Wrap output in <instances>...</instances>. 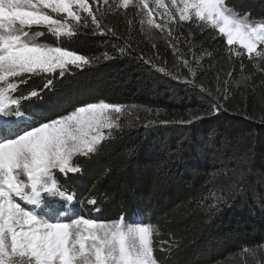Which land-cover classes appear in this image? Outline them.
Segmentation results:
<instances>
[{
    "label": "trees",
    "instance_id": "trees-1",
    "mask_svg": "<svg viewBox=\"0 0 264 264\" xmlns=\"http://www.w3.org/2000/svg\"><path fill=\"white\" fill-rule=\"evenodd\" d=\"M229 2L264 17V0ZM103 24L117 36L89 26L61 42L92 58L91 66L69 68L63 78L29 77L17 93L40 89L52 78L41 106L56 100L62 115L99 99L137 106L128 108L139 111V124L76 162L82 174L64 185H73L77 199L94 197L103 215L148 211L172 244L177 264H264V75L253 67L255 60L246 54L229 59L224 37L195 22L167 26L177 37L175 53L167 30L164 37L148 36L131 9L112 7ZM181 57L191 62L194 76ZM188 84L199 90L189 92ZM37 101L28 103L39 106ZM215 184L223 193L219 205ZM244 245H257L254 254L241 251Z\"/></svg>",
    "mask_w": 264,
    "mask_h": 264
},
{
    "label": "snow or ice",
    "instance_id": "snow-or-ice-1",
    "mask_svg": "<svg viewBox=\"0 0 264 264\" xmlns=\"http://www.w3.org/2000/svg\"><path fill=\"white\" fill-rule=\"evenodd\" d=\"M179 4V21L195 22L197 27L203 25L224 37L229 59L246 52L249 60H264V47H258L264 46V17H252L229 0H179ZM129 5L139 9L141 30L144 25L162 33L167 30L169 46L174 53L179 51L174 42L177 37L167 27L177 23L176 13L158 11L165 6L164 0H119L118 4L114 0H0V264H161L155 255L159 228L144 213L135 210L130 216L122 214L110 220L85 217L73 208L75 195L56 176L57 172L82 174L75 158L100 151L104 141L112 138V130L119 129L117 121L123 110L137 106L99 99L51 118L56 100L46 106L22 107L42 89L17 95L29 77L58 73L63 78L69 66H91L92 58L61 42L89 26L94 33L117 36L103 24V17L113 6L127 9ZM172 5L176 6L177 0H172ZM157 15L167 19L157 22L153 19ZM40 29L54 36L57 43L41 41L45 33ZM181 62L194 76L191 62L183 57ZM243 68L241 64V71ZM157 70L179 79L163 67ZM53 87V79L47 78L43 88ZM88 203L96 205L97 201L93 197ZM136 216L144 219L134 222ZM159 243L160 251L170 252L169 240ZM256 247L244 245L240 250L254 254Z\"/></svg>",
    "mask_w": 264,
    "mask_h": 264
},
{
    "label": "rangeland",
    "instance_id": "rangeland-1",
    "mask_svg": "<svg viewBox=\"0 0 264 264\" xmlns=\"http://www.w3.org/2000/svg\"><path fill=\"white\" fill-rule=\"evenodd\" d=\"M114 3L118 4L119 0H114ZM164 5L165 6L163 8H159L158 11L160 13H165L169 9H171V11L176 13V16H175L176 21H179V13L176 11L177 7H182V5L179 4V0H177V5L176 6L172 5V0H164ZM93 7H95V5H93ZM113 7L115 8V6H113ZM153 7H155L154 4H153ZM127 9H131L132 11H135L136 14L139 11V9L135 8L133 5H129V7ZM53 15H55V14H53ZM137 17H138V21H139L140 17L138 15H137ZM153 19H155L157 22H163L165 19H167V17L166 16L157 15V16H154ZM170 25H176V23L169 24L168 26H170ZM139 27L141 28L140 23H139ZM36 30L37 29L33 28V31H36ZM40 30L43 31V32H46V35H45L46 38H43L41 41L47 42V43L52 44V45H55L57 43V40H56V38L54 36L48 34L47 31L44 30V29H40ZM142 31L145 34H147L148 36L153 35V33H154V34H157V35L160 34L162 37H164V32L162 33L160 30L155 29V28H149L147 25L143 26V30ZM51 40L53 42H51ZM258 47H261V46H258ZM239 50L240 51L241 50L245 51L243 49H239ZM245 54L247 55L246 52H245ZM253 56H255V54H253ZM253 67L256 69L257 72H259V73L264 75V60H261V59H258V58L255 59V62L253 63ZM69 68L73 69L75 67L69 66ZM186 88H187V90L189 92H192L195 89L197 91L199 90V88L197 86H194L193 84H188ZM40 89H42V91L40 92V95H39L40 97H39L38 101L35 103L36 105H39V106H41V104H43V102L45 100V97H46L45 96L46 93H45V90H44L45 88H43V86H42ZM200 91H202V88H200ZM138 112L135 109L125 108L123 110V113L119 116V119L117 121V123L119 124V129L118 130L117 129H113L112 130V137L115 134H117L118 132H120L121 130L125 129V128H133V127L137 126L139 124V122H138V119L136 118L135 115L138 114ZM62 113H63V110L58 109V106H56L55 108L52 109L51 118H54V117L59 116V115H62ZM143 113H145V111H143ZM146 115L149 116L148 113H146ZM148 125H150V124H148ZM148 125H146V126H148ZM107 131L108 130H105V132H107ZM83 158H85V157L78 156V157L75 158V162H80ZM56 176H57V179L59 180V182L62 185H64V181H66L67 179H70L69 174L67 176H64L63 174H60L59 172H57ZM64 186H66V185H64ZM213 187H214L213 190H214V194H215V195L213 194L214 195V199L216 200V203L219 205L221 202H219L220 200H218V199L222 198V194L223 193L221 192V189H220V187L217 184H215ZM67 189L75 191L73 185L70 182L67 185ZM52 199H55V198H52ZM82 202L84 203L85 201H82ZM135 210H139L140 212L144 213L146 215V217L148 218V220H150V222L153 223L154 225H157L158 228H159V233L160 234L155 237V241H156V244H155V249H156L155 255L161 261V264H177V260L178 259H173L174 258L173 256H174V253H175L173 250L170 249V252L169 251H163V252L160 251V243L159 242L161 240H165V237L161 233L159 222L156 221V219L154 217L147 216L149 214L148 211H146L144 209L143 210H141V209H132V210H129V211L121 210V211H119L118 213H115V214L106 213V215H103L102 211H95L90 206H87V207L83 206V207H81L79 209V212L82 213L85 217L95 216V217H98L99 219H102V220H110V219H113V218H117L118 216H120L122 214L130 216ZM143 219H144L143 216H136L134 218V222H139V221H141ZM130 222H132V221H130ZM164 247L166 249L168 248V247H166V245H164Z\"/></svg>",
    "mask_w": 264,
    "mask_h": 264
}]
</instances>
